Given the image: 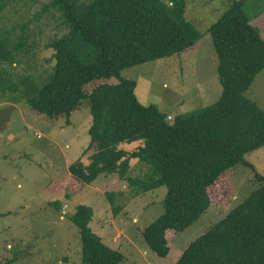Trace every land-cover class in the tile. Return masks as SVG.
I'll use <instances>...</instances> for the list:
<instances>
[{
    "label": "trees",
    "instance_id": "16d2710c",
    "mask_svg": "<svg viewBox=\"0 0 264 264\" xmlns=\"http://www.w3.org/2000/svg\"><path fill=\"white\" fill-rule=\"evenodd\" d=\"M4 4L0 0V12ZM244 5L245 0H232L209 29L223 95L171 120L156 104H142L135 92L136 81L122 77L121 72L179 54L202 37L185 18L186 0H52L48 6L60 11L68 31L47 44L55 63L40 86L37 74L26 69L27 59L24 73L15 67L21 63V51L31 52L24 50L28 35L20 36L16 46L8 36H0V78L8 74V100L23 98L39 113L65 115L68 123L83 101L90 100V142L83 153L94 151V161L85 165L80 158L70 164L69 171L79 182L91 184L111 162L117 165H112L110 173L126 170L121 168L124 161L137 155L117 151L114 145L143 138L138 157L150 169L124 180L135 195L167 187L163 213L142 231L158 256L170 251L168 230L183 231L207 210L208 188L224 172L236 165L255 171L257 187L194 239L175 264H264V174L245 158L264 146V109L245 95L264 69V38ZM99 154L103 161L97 163ZM116 194L106 193L115 212L121 208L115 203ZM93 214L92 206L79 204L70 216L80 231L83 263L121 264L124 254L93 231Z\"/></svg>",
    "mask_w": 264,
    "mask_h": 264
},
{
    "label": "rangeland",
    "instance_id": "374dc122",
    "mask_svg": "<svg viewBox=\"0 0 264 264\" xmlns=\"http://www.w3.org/2000/svg\"><path fill=\"white\" fill-rule=\"evenodd\" d=\"M51 1L3 0L0 12V36H8L16 46L20 36L28 35L23 40L24 50L31 52L21 51V63L15 67L20 73L32 70L39 86L54 69L53 50L47 44L68 31L60 11L48 6ZM231 3L232 0H186L185 18L194 23L202 37L179 54L121 72L122 77L136 81L135 92L142 104H156L173 118L198 111L223 95L209 29ZM244 8L264 38V0H245ZM9 85L6 74L0 78V264H84L80 231L70 220L79 204L92 206L90 225L96 234L102 235L106 245L124 254L121 264H175L194 239L258 185L255 171L248 166L236 165L224 172L208 188L211 204L207 210L183 231L168 230L170 251L165 257L158 256L146 244L142 231L163 213L167 187L135 195L124 180L128 176H143L150 169L138 157L143 138L114 145L117 151L137 155L129 161L122 159L121 168L126 170L110 173V168L117 165L111 162L113 166L106 164V170L91 184L79 182L72 177L70 164L80 158L85 165L94 161V151L83 153L90 142V100L83 101L68 123L65 115L50 117L39 113L23 98L8 100ZM245 95L264 109V69ZM102 158L103 154H99L97 163ZM245 158L264 174V146L250 151ZM107 192L117 193L114 200L121 206L117 212ZM119 230L124 232L115 238Z\"/></svg>",
    "mask_w": 264,
    "mask_h": 264
},
{
    "label": "crops",
    "instance_id": "0c3cea01",
    "mask_svg": "<svg viewBox=\"0 0 264 264\" xmlns=\"http://www.w3.org/2000/svg\"><path fill=\"white\" fill-rule=\"evenodd\" d=\"M124 231L123 230H119V231H117V233H116V235H115V238L116 237H119L122 233H123ZM107 234H109V233H107ZM101 237H102V235H100ZM114 238V239H115ZM118 246H120V245H118ZM112 248V247H111ZM113 249H115V248H113ZM119 250V249H118Z\"/></svg>",
    "mask_w": 264,
    "mask_h": 264
},
{
    "label": "built area",
    "instance_id": "2783aa9c",
    "mask_svg": "<svg viewBox=\"0 0 264 264\" xmlns=\"http://www.w3.org/2000/svg\"><path fill=\"white\" fill-rule=\"evenodd\" d=\"M168 117H169L168 120H169V119H170V120L172 119V116H168Z\"/></svg>",
    "mask_w": 264,
    "mask_h": 264
}]
</instances>
